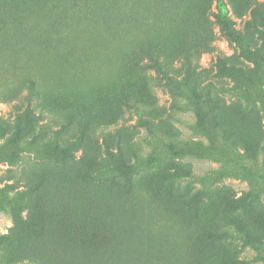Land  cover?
<instances>
[{"label": "rangeland", "instance_id": "rangeland-1", "mask_svg": "<svg viewBox=\"0 0 264 264\" xmlns=\"http://www.w3.org/2000/svg\"><path fill=\"white\" fill-rule=\"evenodd\" d=\"M224 1L234 27L252 45L259 43L252 30L260 27L254 8L264 0ZM216 11V0H0V125L6 128L5 135L16 123L14 104H22L19 112L25 107L31 82L34 121L26 131L28 138L47 120L48 110L42 113L35 105L45 98L61 115L77 108L112 132L111 144L118 138L127 140L129 149L148 154L152 161L128 187L120 180L83 182L77 176L79 170L103 165L99 131L85 132L73 158L64 162L35 158L28 151H19L15 165L0 159V188L12 184L30 199L20 215L18 236L24 244L37 251L40 239L71 240L79 250L92 252L117 238L125 245L174 242L166 252L184 254L186 264H223L235 257L226 245L210 244L206 231L225 223L228 212L222 214L221 208L227 198L248 189L246 181L224 178L213 186L210 198L189 212L183 188L168 190L158 177V164L173 170L176 159L164 142L176 139L150 135L120 100L121 88L128 83L146 102L154 122L160 117L177 127L182 138L198 137L191 127V112L172 107L171 96L156 84L155 72L144 63L147 49L171 57L178 66L190 50L197 57L203 82L220 83L213 75L216 53L243 60L223 34ZM224 97L226 104L235 100L228 94ZM233 120L250 132L264 131L260 114L246 121ZM21 124H27L25 116ZM59 126L53 124L43 139L55 140ZM76 134L69 138L74 140ZM3 150L9 146L3 145ZM185 161L191 163L194 175L182 181H191L193 191L201 186V173L217 166L206 159ZM11 226L12 219L0 212V233ZM142 251L136 248L137 254ZM14 253L12 264H37L21 250ZM253 255V250H246L238 257L249 260Z\"/></svg>", "mask_w": 264, "mask_h": 264}, {"label": "trees", "instance_id": "trees-1", "mask_svg": "<svg viewBox=\"0 0 264 264\" xmlns=\"http://www.w3.org/2000/svg\"><path fill=\"white\" fill-rule=\"evenodd\" d=\"M216 8L215 17L223 34L229 43L235 46L238 56L243 60H231L228 55L217 52L213 75L221 81L220 83L213 80L203 82L197 57L190 50L184 52L183 61L178 66L171 57L147 49L148 61L144 63L145 67L155 72L156 80L158 79L156 84L167 90L171 96L172 107L191 112L194 118L191 127L198 137L182 138L177 127L164 122L160 117L154 122V117H151L153 115L148 112V105L128 83L121 88L120 100L124 107L134 113L139 126L150 135L163 139L160 136L163 134L176 139L173 142H164L166 151L176 159L175 163L172 162L173 170L165 167L161 169L162 166L158 164V177L168 190L183 188L184 206L189 212L194 213L201 203L210 198L215 184L224 178L246 181L248 189L238 196L227 198L223 204L221 213L228 212L225 223L217 229L207 230L206 239L210 244L222 243L231 249L235 257L223 264H264V131L250 132L243 129L242 123L237 124L233 120L236 118L246 121L250 115L260 114L264 127V2H259L254 8L257 23L260 24V27H252L259 40L255 45L234 27L224 0H216ZM226 81L231 82V85ZM227 94L229 97H235L231 104L225 102L224 95ZM33 95V83L30 82L22 112H19L22 104H14L16 123L13 130L5 135L6 128L0 125V159L9 165H15L19 161L21 151L31 152L35 158L44 156L54 162L67 161L73 158V152L86 136L85 132L90 131H99L102 135L100 162L103 165L79 170L77 176L83 182L120 180L128 187L133 178L152 163L148 154L129 149L127 140L121 141L118 138L111 144L112 132L105 130L106 126L100 125L77 108L66 109L64 115H61L45 98L41 104L35 105L42 113L44 109L48 110L47 120L41 124L37 133L28 138L26 131L33 124L32 120L34 121ZM24 116L26 125L21 124ZM53 124H60L55 130V140L43 139ZM75 131L76 137L71 140L69 137ZM3 145L9 146V150L4 151ZM189 157L206 159L217 164L201 173V186L195 191L191 181H182L183 177L194 175L191 163L185 161ZM29 201L24 191L15 189L12 184H5L0 188V212L12 219V226L5 233H0V264H12L14 251L20 250L37 264H68L70 260L74 264L187 262L184 254L166 252L174 242L167 246L160 241L157 242L158 245L152 242L145 245L141 242L125 245L122 239L114 238L115 240L109 239L92 252H88L85 249L79 250L71 240L66 242L59 239H40L36 246L37 251H33L34 249L24 244L23 239L18 236L20 215L28 208ZM172 240L174 241L173 238ZM136 248H141L142 253L137 254ZM149 248L156 251L153 253ZM246 250L254 251L249 260L244 256L238 257Z\"/></svg>", "mask_w": 264, "mask_h": 264}]
</instances>
